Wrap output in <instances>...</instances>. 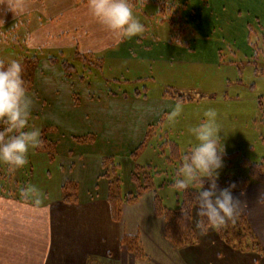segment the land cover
I'll return each mask as SVG.
<instances>
[{
	"label": "rangeland",
	"instance_id": "1",
	"mask_svg": "<svg viewBox=\"0 0 264 264\" xmlns=\"http://www.w3.org/2000/svg\"><path fill=\"white\" fill-rule=\"evenodd\" d=\"M138 7L134 6V15L144 31L114 49L85 56V61L69 49L60 56L49 40L27 42L28 30L38 27L39 12L31 21L25 12L17 18V10L2 14L0 65L13 59L20 62L32 102L26 130L39 129L47 147H30L23 167L0 163V196L10 191L13 198H23V190L25 200L30 197L34 203L57 200L60 181L70 172L69 156L90 162L80 171L81 182L75 183L79 192L92 188L95 159L112 158L120 194L124 190L134 195L131 174L137 167L146 168L152 188L142 192L135 205L121 207L126 230L143 232L146 239V210L150 213L154 195L166 209L177 206L179 191L173 181L196 143L190 129L203 122L207 109L217 113L218 134L225 147L217 180L245 178L250 165L264 162V56L247 41V25L264 36V0H167L163 11L167 19L178 20L176 30L157 16V4ZM62 62L75 72L64 70ZM109 93L115 95L113 101L106 99ZM180 94L191 98L178 100ZM142 107L149 113L148 126L145 135L137 137ZM124 111L132 118L104 115ZM4 128L0 123L2 133ZM141 143L142 151L132 157ZM171 144L177 148L178 160L171 158ZM138 173L142 175V169ZM156 222L151 232L157 235V243L145 241V259L128 253L114 264H181L170 243L159 237L161 220Z\"/></svg>",
	"mask_w": 264,
	"mask_h": 264
},
{
	"label": "crops",
	"instance_id": "2",
	"mask_svg": "<svg viewBox=\"0 0 264 264\" xmlns=\"http://www.w3.org/2000/svg\"><path fill=\"white\" fill-rule=\"evenodd\" d=\"M8 10H17V14H20L17 18L25 12L28 21L35 19V13L39 12L36 14L38 27L28 30L26 40L36 39L44 43L49 40L60 56L65 49H69L74 57L84 61L82 57H93L95 53L114 49L125 40L92 16L88 0H0V18L4 13L5 16L9 15ZM49 62L57 65L54 59H49ZM107 96L108 101H113L114 97L111 96L115 95L109 93ZM145 100L144 97L142 101ZM124 113L105 112L104 115L117 119L125 117L126 120L132 118L131 113ZM141 113L142 125L137 137L145 135L148 126L147 108L142 107ZM66 159L70 172L60 181V194L65 181L80 183V171L90 164L87 158L69 156ZM102 162L95 159L93 179L90 177L92 188L85 192L78 190L77 203H64L60 201L61 197L39 204L28 200L30 197L22 200L0 196V264H114L129 253L120 248L121 235L136 236L142 249L145 241L155 246L157 235L151 232L152 224L157 225L156 219H160L163 233V220L154 215L153 201L150 213L146 210L149 222L144 231L149 233L146 239L143 232L141 235L136 229L126 230L121 214L119 221L112 220L106 200L108 179ZM232 195L240 200L239 211L244 214L264 252V182L249 181L242 188L232 189ZM121 196H126L124 190ZM176 202L178 204V199ZM127 204L122 202L121 207ZM195 221V213H192L196 235L194 245L174 248L169 244L172 251H176L181 264H264V255L233 249L220 239L214 229L201 232L195 227ZM159 237H163V234H159Z\"/></svg>",
	"mask_w": 264,
	"mask_h": 264
},
{
	"label": "clouds",
	"instance_id": "3",
	"mask_svg": "<svg viewBox=\"0 0 264 264\" xmlns=\"http://www.w3.org/2000/svg\"><path fill=\"white\" fill-rule=\"evenodd\" d=\"M94 18L123 38L137 36L144 25L134 15L131 0H88ZM21 64L10 60L0 65V123L5 125L0 133V163L10 168L23 167L30 147L42 143L39 129L26 130L31 99L21 75ZM203 122L190 129L196 143L186 153L173 184L178 190L193 188L195 227L201 232L220 229L234 223L239 214L240 200L232 195L234 184L218 188L219 170L223 167L225 147L217 113L207 109ZM207 181V187H204Z\"/></svg>",
	"mask_w": 264,
	"mask_h": 264
},
{
	"label": "trees",
	"instance_id": "4",
	"mask_svg": "<svg viewBox=\"0 0 264 264\" xmlns=\"http://www.w3.org/2000/svg\"><path fill=\"white\" fill-rule=\"evenodd\" d=\"M167 1V0H165ZM165 1L157 0H131L133 8L135 5H145V4H154L159 6L157 11V16L164 17V20L167 21L171 30L179 29L178 20L167 19L163 11V5ZM169 1V0H168ZM159 2V3H157ZM138 7V8H140ZM137 9V8H135ZM166 18V19H165ZM174 23V24H173ZM247 41L248 44L256 50V53H260L264 56V36L259 35L257 31L251 29L247 25ZM178 42H181L180 39H175ZM256 41V42H254ZM82 57V56H81ZM85 59V57H82ZM85 61V60H84ZM2 65V64H1ZM62 68L68 73L75 72V68L71 65H68L66 62L61 63ZM191 97L179 95L177 96L178 100H190ZM2 133V130H0ZM42 141L41 144L36 146V150L46 149V140L44 141L43 136H40ZM50 145V144H49ZM51 145H53L51 143ZM50 145V146H51ZM144 144H140L135 152L132 153V157L137 156L143 148ZM170 155L174 160H178L177 148L175 145H170ZM103 166L106 171V178L108 179V193H107V202L110 207V215L112 220L119 221L121 214V204L122 202L133 204L136 202L138 196L147 190L152 188L151 177L145 170L146 168H135L136 172L131 174V181L136 186V193L134 195L127 194L122 197L120 194V178L117 174V166L112 162V158L103 159ZM110 163V169L106 170V164ZM142 169V175L138 173ZM139 180L142 181V184L139 183ZM249 181L264 182V162L252 164L249 166L247 177L245 178H236V179H223L217 180L218 188L228 187L230 184H234L233 189H239L245 186ZM204 187H207V181H205ZM179 191V200L177 207L175 209H166L162 204L157 195H154L153 200V212L156 217H160L163 220V236L166 241H168L174 248H182L194 245L196 243V235L192 227L191 214L192 209L194 208V198L196 192L193 188L187 190H178ZM20 195L24 196V191L20 192ZM6 196L13 197L12 192H8ZM78 187L75 183L67 181L61 187V198L60 201L64 203H77L78 199ZM25 196L22 198L24 199ZM220 239L224 241L228 246L239 251H252L261 255H264L262 248L255 238L254 234L251 232L249 224L244 216L239 211L238 217L234 223H228L225 227L220 229H214ZM119 245L121 249L126 250L131 253L136 259L144 260L145 256L142 251L139 239L136 236L121 235L119 238Z\"/></svg>",
	"mask_w": 264,
	"mask_h": 264
}]
</instances>
